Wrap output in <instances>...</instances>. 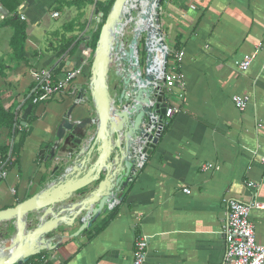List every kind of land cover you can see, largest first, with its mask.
Instances as JSON below:
<instances>
[{
  "label": "crops",
  "instance_id": "crops-1",
  "mask_svg": "<svg viewBox=\"0 0 264 264\" xmlns=\"http://www.w3.org/2000/svg\"><path fill=\"white\" fill-rule=\"evenodd\" d=\"M87 1L0 0V69L6 67L0 73L1 100L5 109L17 111L19 120L29 104L26 97L36 87L31 70L46 69L54 76L52 69L62 65L60 77L66 69L78 68V94L88 91L91 39L82 40L73 53L70 46L60 54L64 35L79 33L78 25L88 21L93 3ZM72 3L83 6L79 10ZM95 10L93 18L102 12ZM160 11L168 46L183 52L184 85L169 90L178 111L164 122L158 142L148 147L150 153L111 212L78 237H70L72 229L59 225L63 234L55 235L57 247L23 264H131L138 234L148 236L144 264H224V200L264 202V44L258 47L264 34V0H161ZM81 12L74 32H66ZM13 17L27 23L25 60L14 57L9 45ZM95 26L89 30L96 31ZM253 53L250 66L238 69L236 62ZM233 95L248 96L243 110L235 106ZM84 98L76 103L72 120L93 111L88 92ZM72 103L70 95H54L34 104L33 118L10 142L9 151L15 141L18 152L0 179V210L37 194L72 163L67 157L61 160L75 148L66 139L56 149L58 157L48 158L57 125ZM8 142V130L0 129V147ZM37 217L32 212L28 220ZM249 218L256 241L264 244V209H253ZM13 233L12 221L0 222V245Z\"/></svg>",
  "mask_w": 264,
  "mask_h": 264
},
{
  "label": "water",
  "instance_id": "water-1",
  "mask_svg": "<svg viewBox=\"0 0 264 264\" xmlns=\"http://www.w3.org/2000/svg\"><path fill=\"white\" fill-rule=\"evenodd\" d=\"M96 2L97 0L93 1L86 26L78 36L87 42L92 37V32H86L89 30L93 14L97 12ZM149 2L147 11L137 13V18L149 24L145 28L147 39L160 31L155 25L159 23L161 0ZM126 4L127 0H114L101 25V33L93 50L87 91L93 111L88 113L87 117L72 120L71 113L76 105L74 102L57 125V139L50 148L48 158L52 160L58 157L56 149H59L62 141L66 139L72 141L75 148L66 151L64 156L61 155V160L64 162L67 157L72 163L65 166L58 178L37 194L13 207L0 210V222L12 221L14 225V233L8 242L0 245V264H23L42 251L55 249V235L63 234L59 225L72 229L69 233L72 238L84 234L102 214L111 212L121 202L123 191L133 181L137 171L133 159L134 148L142 145L145 140L151 141L143 149L149 154L150 148L158 142L160 132L152 137V133L147 129L151 124L150 112L159 114L161 119L165 112V104L160 103L163 91L159 92L155 107L144 105L149 101L151 83L147 84V81H151L152 76L148 74L142 78L138 75V80L148 87L137 88L134 102H131L126 94L129 79L119 78L120 82L113 87V93L107 82L112 36L119 34L123 22L127 19L125 16L128 15L120 17ZM151 8H154V12ZM130 22L133 23V32L128 55L133 56L138 37L144 28H139L135 19ZM74 44L75 42L71 47ZM160 44H164L163 40H160ZM163 53L165 67L168 51ZM82 95L80 93L78 97ZM129 102L132 103L131 106ZM32 109L33 104L29 103L20 117V125H27ZM17 114L15 111L16 116ZM10 153L11 150L8 157ZM32 212L37 213L39 217L29 221L28 215Z\"/></svg>",
  "mask_w": 264,
  "mask_h": 264
},
{
  "label": "built area",
  "instance_id": "built-area-1",
  "mask_svg": "<svg viewBox=\"0 0 264 264\" xmlns=\"http://www.w3.org/2000/svg\"><path fill=\"white\" fill-rule=\"evenodd\" d=\"M158 15L159 23L155 26L159 27L160 31L158 34L153 33L150 35L149 39H147V32L144 28V31H142L138 37V43L133 56L128 55L131 38L126 33L127 25L121 29L119 34L112 36V43L110 46V67H114L120 79H129L130 82L128 83L126 94L131 99V102L135 101L138 87H148L147 84L151 83L149 101L144 105L155 107L158 103L156 98L159 92L163 91L160 103L165 104V112L162 119L157 113H149L151 124L147 130L152 133V137L158 132L161 134L165 120L170 119L178 111V107L169 96V90L176 84L181 86L184 85V75L180 72L183 52L180 50H172L168 46L163 32L164 20L161 17L160 7ZM53 16H57V12H54ZM21 18L24 19L25 17L22 15ZM143 35L146 37L145 48L147 46L146 65L144 68L141 67L139 57V40ZM155 40L157 41L155 42ZM160 40H163L164 44H160ZM263 44L264 34L263 40L259 42L258 47H262ZM163 51H168L165 67L163 65ZM254 58L255 53L245 55L242 60L236 62L237 68L241 71H245ZM78 73V68H71L54 80V76L49 70H31V78L36 83V87L33 91L34 97L32 99V104L47 101L54 95H60L62 97H68L70 95L75 103L83 102L87 90H82L83 92L81 94L83 95L78 97V92L81 91L75 84V78ZM148 74L152 76V80L147 81V84L138 80V75L144 78V76ZM232 101L239 110H243L247 106L248 96L233 95ZM131 102H129V106L132 105ZM21 128H23V126L18 124V129ZM150 142L151 141L145 140L142 145H138L134 148L133 159L137 171L142 166L146 157V152L143 149ZM260 162L264 167V154L261 155ZM137 171L134 173V177ZM6 175L7 171L3 166L0 167V179L5 178ZM250 185L255 187L253 183H250ZM184 191L190 193V189L186 188ZM253 209H264V202L252 201L250 203H244L237 199L224 200V217L221 227V233L224 238V264H264V244H259L256 241L254 225L249 218L250 212ZM147 247L148 236L145 234L136 235L134 238V252L131 264L145 263Z\"/></svg>",
  "mask_w": 264,
  "mask_h": 264
},
{
  "label": "trees",
  "instance_id": "trees-1",
  "mask_svg": "<svg viewBox=\"0 0 264 264\" xmlns=\"http://www.w3.org/2000/svg\"><path fill=\"white\" fill-rule=\"evenodd\" d=\"M86 2V0H85ZM85 2L83 3V5L85 4ZM88 3H93V0H89L87 1ZM114 0H108L105 4L101 3V2H97L96 3V7L100 9V11L103 12V18L105 19L107 13L109 12L112 4H113ZM78 6L79 10L82 8V4H77V3H72ZM16 6V4H15ZM86 6V5H84ZM84 15L83 12L78 14V17H76L75 19H73L70 23H69V27L66 30V32H74V27L77 20H79L80 17H82ZM103 19V21H104ZM12 21V25L14 28V32L13 35L10 38L9 41V45L11 47L12 50V55L16 58H19L21 60H25V50H24V43L27 39V34H26V29H27V23L23 20H21L20 18H15L13 17L11 19ZM87 23V20H85L83 23L78 25V31L79 33L73 35L72 37H66L64 35V39H65V43L62 46L61 50H60V54L64 53L71 45L72 43L75 44L71 47L70 51L71 53H73L75 51V49H77V47L79 46V44L82 42L83 37L78 38L79 34L81 31H83V29L85 28ZM103 24V22H102ZM100 24L98 26V28L96 29V31L92 32V37L91 40L93 38V36L97 33H99L101 25ZM96 46V45H94ZM93 50V48H91ZM6 67L3 66L0 69V73L3 74V70ZM62 70V65L52 69V72H54V79L57 78V76L59 75V73ZM34 97V93L32 92L31 95L29 96V98L26 99V103H31L32 104V99ZM34 106V104H33ZM31 118H33L32 114L29 115L27 122L29 120H31ZM18 124H19V117L18 114L17 116L15 115V111H12L10 109H5L3 104H2V100H1V91H0V129L2 128H6L8 130V138H9V142L7 145H4V147H0V167L3 166V168L11 163H15L16 159H13V156L15 154H17L18 152V143H16L14 141L13 145H12V150H11V157L8 158V151L10 148V142L12 138H15L17 136V134L19 133V129H18Z\"/></svg>",
  "mask_w": 264,
  "mask_h": 264
},
{
  "label": "rangeland",
  "instance_id": "rangeland-1",
  "mask_svg": "<svg viewBox=\"0 0 264 264\" xmlns=\"http://www.w3.org/2000/svg\"><path fill=\"white\" fill-rule=\"evenodd\" d=\"M134 1V2H133ZM133 3V4H132ZM136 3V0H131V2H130V4L129 5H134ZM128 5V13H129V6ZM146 5L147 4H143V3H139L138 5H137V7H135V8H133L132 9V11L129 13V14H127L128 16H125V17H127V19L129 20V22L128 23H126L125 25H127L126 26V33H127V35L131 38V36H132V30H133V23H131L130 21H132V19H135V20H137V25H138V27H140L143 23H145V21L144 20H141L140 18H137V13H138V11L140 12V11H143V9L144 8H146ZM101 14L102 15H96L93 19H92V21H91V24H90V28L89 29H91L92 27H94L95 25H100V24H102V22H104L103 21V12H101ZM106 18V17H105ZM98 19H100V21L98 22L97 20ZM105 20V19H104ZM124 25V26H125ZM96 27V26H95ZM91 32V30H88L87 31V34H89ZM100 33H101V30L99 31V33L97 34H95L94 36H93V38H92V40L90 41V47L91 48H93V50L95 49V47L96 46H94V45H96L97 44V42H98V39H99V36H100ZM83 40H84V38H83ZM145 41H146V37H145V35H143L141 38H140V40H139V57H140V64H141V67L142 68H144L145 67V65H146V55H147V52H146V48H145ZM169 41V40H168ZM168 44H169V42H168ZM171 47H172V45H170ZM172 50H173V48H171ZM93 50H92V52H93ZM107 82H108V85H109V87H110V90L112 91V93L114 92L113 91V87L115 86V85H117V84H119V82H120V80H119V77H118V75L116 74V71H115V69H114V67L113 66H111L110 67V69H109V72H108V80H107ZM168 120V119H167ZM167 120H165V121H167Z\"/></svg>",
  "mask_w": 264,
  "mask_h": 264
},
{
  "label": "bare ground",
  "instance_id": "bare-ground-1",
  "mask_svg": "<svg viewBox=\"0 0 264 264\" xmlns=\"http://www.w3.org/2000/svg\"><path fill=\"white\" fill-rule=\"evenodd\" d=\"M130 2H131V0H127V4H126V6H125V9H124V11L120 14V17L121 16H125V15H127V14H129L131 11H132V9L133 8H135V7H137V3L138 2H140V3H143V4H147L146 5V8H144L143 9V11H147V9H148V5H149V0H145V1H143V0H136V3L132 6V5H129L130 4ZM134 2V1H133ZM133 4V3H132ZM128 5L130 6L129 8V13H128ZM152 12H154V8H151L150 9ZM129 22V20L128 19H126L125 20V22H123V24H122V27H124V25L126 24V23H128ZM149 24H148V22H145V23H143L139 28H146L147 26H148ZM155 39V38H154ZM157 40H155V42H156ZM155 42H153V43H155Z\"/></svg>",
  "mask_w": 264,
  "mask_h": 264
}]
</instances>
